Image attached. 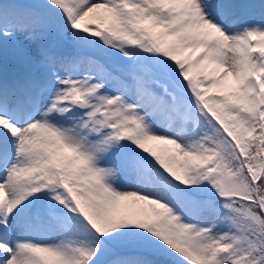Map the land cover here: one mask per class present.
I'll return each mask as SVG.
<instances>
[{
    "label": "snow or ice",
    "instance_id": "6c2138e0",
    "mask_svg": "<svg viewBox=\"0 0 264 264\" xmlns=\"http://www.w3.org/2000/svg\"><path fill=\"white\" fill-rule=\"evenodd\" d=\"M0 264H264V0H0Z\"/></svg>",
    "mask_w": 264,
    "mask_h": 264
},
{
    "label": "bare ground",
    "instance_id": "6f19581e",
    "mask_svg": "<svg viewBox=\"0 0 264 264\" xmlns=\"http://www.w3.org/2000/svg\"><path fill=\"white\" fill-rule=\"evenodd\" d=\"M245 2H253V0H245ZM10 71V73H11V69L9 70Z\"/></svg>",
    "mask_w": 264,
    "mask_h": 264
},
{
    "label": "rangeland",
    "instance_id": "374dc122",
    "mask_svg": "<svg viewBox=\"0 0 264 264\" xmlns=\"http://www.w3.org/2000/svg\"><path fill=\"white\" fill-rule=\"evenodd\" d=\"M93 2H96V0H93Z\"/></svg>",
    "mask_w": 264,
    "mask_h": 264
}]
</instances>
